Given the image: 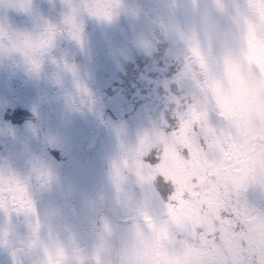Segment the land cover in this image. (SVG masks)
Returning <instances> with one entry per match:
<instances>
[{
    "label": "clouds",
    "instance_id": "clouds-1",
    "mask_svg": "<svg viewBox=\"0 0 264 264\" xmlns=\"http://www.w3.org/2000/svg\"><path fill=\"white\" fill-rule=\"evenodd\" d=\"M63 6L65 13L68 8L64 0ZM118 11L136 24L137 31L132 36L136 47L147 52L164 50L166 58L177 64V79L184 86L181 108L193 100L200 106L210 102L217 81H223L227 91L229 65L259 87L262 77L249 69L242 38L250 25L258 35H264V0H198L195 8L190 0H184L179 11L163 6L159 11H145L138 0H124ZM54 24L59 29L66 27L62 17ZM3 43H9L6 37ZM190 49L203 54V66ZM249 119L261 118L253 112ZM160 125L161 121H157L153 126ZM210 160L216 167L212 169L215 175L209 190L216 196L241 202L244 214L256 221L264 213V171L252 175L243 157L227 169L215 157ZM51 184L55 192L54 178ZM48 185L42 186L47 189ZM166 203L157 199L149 186L142 189L130 178L119 194L112 186L106 193L92 197L87 222L77 217L69 221L58 210L42 211L38 217L13 213L11 219L0 220V264H50V260L51 264H97V256L99 264H135L137 255L148 244L153 245V252L162 245L167 259L174 264L207 261L212 255L211 230L207 227L212 217L206 214L199 224L184 216L173 219L166 214ZM145 215L157 229L165 228L167 234L150 228ZM105 220L109 223L107 230L103 227Z\"/></svg>",
    "mask_w": 264,
    "mask_h": 264
},
{
    "label": "snow or ice",
    "instance_id": "snow-or-ice-1",
    "mask_svg": "<svg viewBox=\"0 0 264 264\" xmlns=\"http://www.w3.org/2000/svg\"><path fill=\"white\" fill-rule=\"evenodd\" d=\"M64 3L68 10L62 15V22L66 25L63 29L44 21L36 31L25 33L11 31L7 25L0 23V53H18L29 69L38 73L46 54L58 38L82 43L83 14L110 23L122 7L120 0H80L78 4L74 0H64ZM0 5L32 13L31 0H0ZM5 37L9 41L7 45L3 43ZM248 46L249 37L244 35L242 52L247 62ZM189 51L199 58L203 66V54L196 49ZM63 67L73 71L67 63ZM251 69L262 77L259 87L245 79L220 95L214 86L212 100L204 106L193 100L181 108L182 96H171L170 116L162 117L159 128L145 131L134 146L124 148L119 159L111 164L110 181L117 194L122 191L121 185L129 179L125 174L127 170L142 189L147 185L157 199L167 201L166 214L171 218L175 219L178 213L187 211L199 213L201 217L206 214L212 217L207 224L211 230L212 255L201 264H264V213L253 221L244 214L241 202L216 196L208 187L215 175L212 169L216 167L210 157H215L226 169L243 157L252 175H260L264 171V68L253 65ZM82 90L87 92V89ZM250 112L261 119L250 120ZM171 149L195 173L182 185L161 174V169L168 164ZM33 178L42 185L50 184L53 174L39 162L33 166L32 175L24 178L0 169V211L5 216L10 217L13 213L38 216L30 192ZM144 218L149 221L150 228L167 234L165 228L157 229L155 222L146 215ZM103 227L106 230L109 228L108 221L103 222ZM222 252L226 256H221ZM135 264L174 262L167 259L162 245L153 252V245L148 244L146 250L137 255Z\"/></svg>",
    "mask_w": 264,
    "mask_h": 264
},
{
    "label": "rangeland",
    "instance_id": "rangeland-1",
    "mask_svg": "<svg viewBox=\"0 0 264 264\" xmlns=\"http://www.w3.org/2000/svg\"><path fill=\"white\" fill-rule=\"evenodd\" d=\"M143 1L146 0H142V2ZM148 1L151 4H154L153 10L159 11L163 6V8L165 9L167 8L172 11H176L171 0ZM31 4L32 13L29 14V16L31 17L30 24L32 28H34V31H36L38 25L44 22V19L46 18V13L44 12L43 15L41 14L40 9L42 7L40 6V3L36 2V0H31ZM61 6L62 7L60 12V18L62 17L65 11L63 6V0L61 2ZM148 8L149 7H145L146 11H149ZM82 16H84L82 22V43H77L76 41L75 43L73 42V40H69L67 38H58L55 46L50 50L49 53L46 54L45 59L41 65L40 71L37 73L30 70V72L27 74V80L25 82L20 81V84H33L34 87L39 86L44 88L45 92H47L45 96V98L47 99L45 100L46 105L42 108V110L47 112L46 115H48L51 121L54 123V132H56V134H58L59 136L64 137V141H69L73 145H75L76 141H78L80 142V145L82 143L87 144V147L94 144L93 147L96 148L94 149L95 159L104 177L103 186L104 193H106L110 190L111 185V164L114 161V158H116L117 154L121 151V149L119 151L117 150V148H121L122 146L123 148L134 146L137 143L139 136H141L145 131L151 132L154 129V122L161 121V118L165 117V115L157 116L155 117V119H152L149 123L135 122L133 121V119H125V124L123 122L121 124L118 123V118H120L121 112L123 110L127 112L130 111L128 107L129 100L127 102L122 103V105L111 106L112 112L116 120H114V122L110 124H106L107 126H105V130L102 134V137L100 138L99 135L101 134V132L99 129L102 117L101 105L100 103L96 102V100L92 99V85H94L92 81H98V84H96L95 86L100 90H105V85L110 86L115 83L118 84L120 82L119 80H121L120 78H122L123 75H127V72H124L122 68L123 58L118 57V55L123 45V42L121 43V41L119 40L120 36L124 32L129 31L130 25L126 24V16L121 14H118L110 23L95 19L94 17L88 16L87 14H83ZM92 19L93 21L89 23V25H91V31H89L86 27V22L91 21ZM120 20L122 21V23L120 22ZM0 23H2L1 20ZM5 25L7 24L5 23ZM112 29L114 30V32L112 33V37L106 41V37L104 34L105 32H111ZM12 31L19 32L18 29H13ZM88 42L89 44H91L89 49H87L85 46ZM73 43L74 46L71 50V45H73ZM60 45L65 48L63 49V51H61ZM100 49L101 51L105 52L100 53ZM149 53L156 54L158 53V50L147 52V54ZM161 53H164V50ZM9 55L16 59L15 64L10 62L12 58L8 59L10 57ZM22 58L23 57L20 56L18 53H0V86H3V88L8 92L6 98L9 97L12 93L9 86V84H12L11 81L8 80V75L11 68L14 69L16 67V69L21 72L22 63L25 68H29L26 65L24 59ZM53 61H56V63H54ZM64 63L70 65L73 71L65 70L63 67ZM80 67H84V69H80ZM76 69L78 70V72L74 71ZM161 69L162 70L159 74L160 78H162V76L174 74L175 72V68H170L166 64L162 65ZM88 70L93 71V73H91L89 76L93 84L88 81L87 77H85L86 75L84 76L83 74L79 73L80 71H83L84 73L88 74ZM158 76L155 75L157 79ZM92 77H95V80L92 79ZM171 82H175V91L182 89L183 83L181 81L178 82L177 79L170 81L166 86L162 87L159 94L150 97L149 103H153L152 99L156 100L158 95H160L161 93L167 94L172 92V88L170 85ZM123 83L125 85L129 84L131 88L132 81L128 80V82L124 81ZM139 87L140 85L138 84V88ZM55 89L56 91L58 89L61 90L63 94V98L60 101V104L54 103L53 101L52 97L54 96L53 93ZM82 89H87V92H84ZM12 90H14L13 85ZM30 94V97H27L25 103L27 106L35 107V104L39 103V94H37V92H33ZM6 98L4 99V102ZM149 103L146 106H148V111H152L153 107H149ZM8 118L11 119L10 117ZM113 124L115 125L112 126ZM110 127H115L116 129H111ZM0 129L2 130V128ZM75 129L77 130V133H74ZM1 130L0 145L4 141V138H2L4 137V134L3 132H1ZM120 130L121 133H119ZM98 138L100 139L98 140ZM22 146V151H20L19 154L11 145L8 146L9 149H7V151L10 152V154L5 161L6 164L10 165V167L2 168L0 165V169L11 171L17 176L24 178L32 175V173L27 170V168L25 167L26 165L24 166L23 163H20V160L22 158H28L27 155H23L25 149L27 148V145L22 144ZM78 146L79 145L75 147ZM32 157H36V155ZM0 161L5 162L1 159ZM104 162L108 163L107 172L103 171L102 168ZM180 163L182 164L183 162L179 160L176 151L174 149L169 150L168 164L166 165L167 167L165 166V168L169 167L171 169V167H176ZM22 167H25V170ZM46 167L50 170L54 169V166L49 162H47ZM177 171L180 172L182 170H179L177 168ZM166 172L167 171L161 170V174L165 175L167 178L173 177L172 174H168L167 176ZM125 174L129 177V179H133V177L130 173L127 172V170H125ZM129 179L125 181V183L129 182ZM184 181L185 180L181 174H178V176L175 177V182L178 185H182ZM125 183L121 185L122 190ZM38 184L39 183L36 182L34 178L31 180L30 192L32 196H38L37 189L40 188V186H37ZM44 192H47L45 196H48V194L49 196H59L58 192H54V190H52L51 193L49 189H45ZM48 204L50 206V211L64 210L61 205L60 199H55ZM187 214L189 215V220L193 221L196 224L201 223L202 217L199 216L198 213L195 216L194 213H192L191 211H187ZM182 216L186 217V212H182Z\"/></svg>",
    "mask_w": 264,
    "mask_h": 264
},
{
    "label": "flooded vegetation",
    "instance_id": "flooded-vegetation-1",
    "mask_svg": "<svg viewBox=\"0 0 264 264\" xmlns=\"http://www.w3.org/2000/svg\"><path fill=\"white\" fill-rule=\"evenodd\" d=\"M39 2V0H37ZM41 2L43 3V5L49 4L50 2L56 3L57 5H60L62 0H41ZM121 5L124 4V0H120ZM140 8H141V0H138ZM59 7V6H57ZM0 8L5 10V16H6V24L8 25L9 29L12 31L13 29H18L20 30V32H28L30 29H34L32 28L31 24H30V18L28 17V15L26 13L20 12L17 9L13 8V7H5L3 5H0ZM8 22V23H7ZM12 77H10L8 80L11 81V84L13 85V87L15 86V82L13 81V79L11 80ZM12 85L9 84L10 89L12 88ZM3 89V93L0 92V128H2V130H9L8 129V120H11L12 125H14V117H15V112H16V107L14 106V97L12 96V94L6 98L7 95V91L3 88V86H0V90ZM26 89V88H24ZM27 90H24L23 93H26ZM6 98L5 102L4 99ZM23 97H21L22 100ZM8 117H10L11 119H9ZM24 128H30L31 126L28 122L25 123ZM1 130V129H0ZM11 132V137L15 138L16 137V142H20L21 140L23 142H27V140L25 139V136L23 134H21L20 130L18 127L15 128V130L10 129L9 130ZM25 132V131H24ZM30 132V130H29ZM28 131L25 132L29 133ZM29 135H27L28 137ZM8 148V146L5 145H0V154L6 153ZM0 165H2L1 167H7L9 168V164H5V162H0ZM33 201L35 203V207L36 210L37 208L39 209V211H37L38 214H40L42 211H48V207H47V196H33ZM177 216H181L179 215V213L177 214ZM38 217V216H37ZM5 218L11 219V216H5L4 213L2 211H0V220H3Z\"/></svg>",
    "mask_w": 264,
    "mask_h": 264
},
{
    "label": "water",
    "instance_id": "water-1",
    "mask_svg": "<svg viewBox=\"0 0 264 264\" xmlns=\"http://www.w3.org/2000/svg\"><path fill=\"white\" fill-rule=\"evenodd\" d=\"M176 11H179L184 7V0H171ZM179 2L180 5L177 4ZM190 3L193 7H198V0H190ZM249 37V46L247 49L248 52V67L251 69V66H255L256 68H264V35H258L255 28L253 26H249L247 33L245 34ZM226 43V41H225ZM245 80V77L241 74L238 69L233 68L231 65L227 68V82L228 87L233 88L238 83ZM216 88L218 94H225V86L224 83H217ZM251 112L249 113V115Z\"/></svg>",
    "mask_w": 264,
    "mask_h": 264
},
{
    "label": "bare ground",
    "instance_id": "bare-ground-1",
    "mask_svg": "<svg viewBox=\"0 0 264 264\" xmlns=\"http://www.w3.org/2000/svg\"><path fill=\"white\" fill-rule=\"evenodd\" d=\"M83 18H84V16H81V20H82V21H83ZM121 57H122V56H121ZM217 93H218V91H217ZM34 165H35V164H33V166H34ZM33 166H26V168L28 169L29 167H32V169H33ZM92 168H93V169H96V168H99V167H98V165H93ZM90 169H91L90 167H87V168H86V170H90ZM194 175H195V173H194Z\"/></svg>",
    "mask_w": 264,
    "mask_h": 264
}]
</instances>
